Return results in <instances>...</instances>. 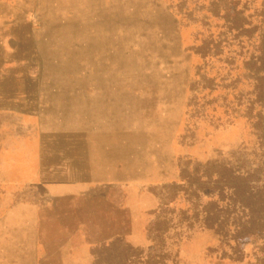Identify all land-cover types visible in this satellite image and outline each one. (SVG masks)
I'll use <instances>...</instances> for the list:
<instances>
[{
	"label": "rangeland",
	"instance_id": "obj_1",
	"mask_svg": "<svg viewBox=\"0 0 264 264\" xmlns=\"http://www.w3.org/2000/svg\"><path fill=\"white\" fill-rule=\"evenodd\" d=\"M170 2L0 0V264H90L88 243L115 235L154 251L159 201L175 198L161 214L188 206L181 168L252 156L250 87L229 86L240 59L231 71L222 61L237 42L218 56L195 49L222 24L203 20V6L254 21L264 0H187L181 12L192 14L175 5L176 21ZM197 73L214 78L211 90ZM85 171L109 183L95 185L87 209L38 226L25 182ZM177 232L165 243L176 264H264V230L229 243L197 226Z\"/></svg>",
	"mask_w": 264,
	"mask_h": 264
},
{
	"label": "trees",
	"instance_id": "obj_2",
	"mask_svg": "<svg viewBox=\"0 0 264 264\" xmlns=\"http://www.w3.org/2000/svg\"><path fill=\"white\" fill-rule=\"evenodd\" d=\"M178 1L173 5L179 6L178 14L190 17L194 8L183 13L181 11L186 8L187 0ZM172 4L170 2L164 9L169 18L176 21ZM203 7L204 13L209 15H202L203 20L211 18L222 24L215 37L207 35L195 51L203 58L218 56L223 54L224 49H229L233 41L237 42L239 51L227 50L230 54L222 61L230 65L228 71H231L233 64L240 59L241 71L232 74L229 86L235 88L236 84L245 83L250 87L244 113H251L254 119L250 123L255 137L253 154L250 157L239 155L233 163L217 161L198 169L181 168L178 175L181 183L178 185L186 191L188 206L178 212L171 208L169 212L161 214V208L168 207L175 198L159 201L158 209L154 211V235L150 238L154 251L144 253L143 249L125 243L120 235H115L92 246L90 264H167L168 260L176 264V256L170 257L165 243L169 240L170 244H174L177 229L183 227L190 229L197 226L213 230L221 243L238 242L247 234L264 230V6L260 8V12H263L260 18L254 21L251 20L253 14L248 17L243 15L246 9L236 10L228 5L220 7L214 2ZM255 13L254 18H257ZM254 37L256 40L250 43ZM245 47L246 50L251 48L248 55H242L245 54ZM197 75L200 80L207 79L209 84L203 88L211 90L214 78H207L203 73ZM190 85L196 86L193 82Z\"/></svg>",
	"mask_w": 264,
	"mask_h": 264
},
{
	"label": "crops",
	"instance_id": "obj_3",
	"mask_svg": "<svg viewBox=\"0 0 264 264\" xmlns=\"http://www.w3.org/2000/svg\"><path fill=\"white\" fill-rule=\"evenodd\" d=\"M50 171H56L54 166L51 167ZM31 181L25 182L27 196L24 201L27 210H30L33 216L36 215L38 226L45 223L51 225L54 219L59 221L60 218L65 217V214L62 215V213L66 210L67 215L70 216V211L80 208L87 209L88 200L93 195L95 185L109 183L88 178L87 171L69 177H41ZM81 224L74 220V225L81 226ZM91 248L92 244L88 243L89 252Z\"/></svg>",
	"mask_w": 264,
	"mask_h": 264
}]
</instances>
